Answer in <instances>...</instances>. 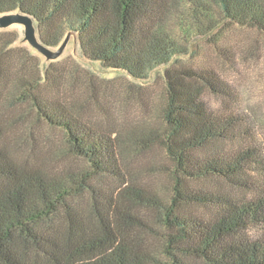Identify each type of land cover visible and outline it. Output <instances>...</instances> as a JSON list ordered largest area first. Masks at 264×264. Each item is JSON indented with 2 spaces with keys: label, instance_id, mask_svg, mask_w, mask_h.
Instances as JSON below:
<instances>
[{
  "label": "trees",
  "instance_id": "trees-1",
  "mask_svg": "<svg viewBox=\"0 0 264 264\" xmlns=\"http://www.w3.org/2000/svg\"><path fill=\"white\" fill-rule=\"evenodd\" d=\"M16 11L47 47L74 32L82 56L104 69L141 81L163 66L166 96L162 127L129 129L125 141L83 121L52 64L16 68L17 35L0 32V264H264L254 123L208 105L206 92L233 97L213 71L178 65L192 44L217 45L232 27L264 36V0H0V15ZM42 128L61 133L65 153L86 166L54 170L60 154L53 141L46 154ZM156 143L171 162L166 196L125 179L121 165L122 149ZM135 207L151 211L150 225Z\"/></svg>",
  "mask_w": 264,
  "mask_h": 264
},
{
  "label": "rangeland",
  "instance_id": "rangeland-1",
  "mask_svg": "<svg viewBox=\"0 0 264 264\" xmlns=\"http://www.w3.org/2000/svg\"><path fill=\"white\" fill-rule=\"evenodd\" d=\"M0 32H13L17 40L12 46V56L20 55L16 68L31 69L37 65H53L61 76L59 90H66L63 98L72 104H80L77 111L83 121L95 129L123 133L125 141L129 129L138 133L142 129L162 127L160 109L165 102L166 84L163 78L164 67L153 69L147 79L137 81L125 72L104 69L98 62L84 58L73 40L62 57L45 63L42 56L22 41V28L12 27ZM189 57L181 59L179 66L207 68L213 71L227 90L233 95L230 98H218L204 94V99L215 111L231 109L244 113L253 121L252 141L259 145L264 158V36L252 29L232 27L213 45L209 39L196 46L192 44ZM18 59V58H17ZM70 82V83H68ZM69 85V86H68ZM49 90V89H48ZM90 95V96H89ZM62 97V96H61ZM91 97V98H90ZM83 104V105H82ZM19 131V127H17ZM42 134L48 138L46 154L56 147L60 159L54 160V170L76 169L86 166L81 159L68 156L61 133L42 128ZM40 132V131H39ZM38 134L34 131V135ZM53 149V148H52ZM122 169L125 179L131 178L147 190L166 196L171 188V162L165 150L158 144L140 149L121 150ZM119 181L110 180L105 185L108 190L118 189ZM201 186L202 184H195ZM213 190L222 182L205 183ZM101 187H103L101 183ZM88 195L84 196L87 201ZM82 205H85L82 204ZM145 224L151 223V211L145 207H135ZM192 212L203 214L204 210L192 209ZM153 241V240H152ZM156 241V240H155Z\"/></svg>",
  "mask_w": 264,
  "mask_h": 264
},
{
  "label": "water",
  "instance_id": "water-1",
  "mask_svg": "<svg viewBox=\"0 0 264 264\" xmlns=\"http://www.w3.org/2000/svg\"><path fill=\"white\" fill-rule=\"evenodd\" d=\"M12 27L22 28V41L27 43L31 49L42 56L45 60V63L56 61L62 57L67 46L69 45L70 40H73L74 44L77 42L75 33L68 32L56 48L47 47L41 43L36 22L31 16L18 11L0 15V31L7 30ZM44 65L45 64H42V66Z\"/></svg>",
  "mask_w": 264,
  "mask_h": 264
}]
</instances>
